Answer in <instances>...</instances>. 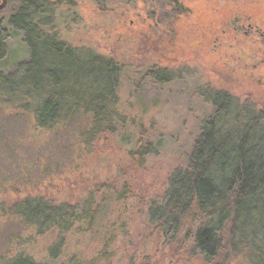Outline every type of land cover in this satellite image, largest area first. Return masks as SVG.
<instances>
[{
    "label": "rangeland",
    "instance_id": "1",
    "mask_svg": "<svg viewBox=\"0 0 264 264\" xmlns=\"http://www.w3.org/2000/svg\"><path fill=\"white\" fill-rule=\"evenodd\" d=\"M178 1L187 11L161 22L153 19L146 0H110L103 7L74 0L75 18L63 22L70 45L95 48L123 64L121 108L130 123L119 134L85 150L82 131L89 115L78 113L72 122L41 129L23 108L0 103V257L7 264H22L17 256L43 264H206L176 250L155 230L148 208L161 201L168 174L182 163L212 110L202 89L251 99L264 112V65H254L264 56V0ZM249 24L257 35L246 34ZM22 36L18 30L6 46L5 72L27 57ZM52 60L56 77L71 72L72 60ZM149 66L180 76L152 89L146 102L136 99L133 86L141 87ZM142 135L160 140L161 149L140 156ZM39 197L77 208L90 197L97 216L67 232L38 234L11 206ZM61 238L62 247L51 253Z\"/></svg>",
    "mask_w": 264,
    "mask_h": 264
},
{
    "label": "trees",
    "instance_id": "2",
    "mask_svg": "<svg viewBox=\"0 0 264 264\" xmlns=\"http://www.w3.org/2000/svg\"><path fill=\"white\" fill-rule=\"evenodd\" d=\"M92 1L103 7L110 0ZM147 2L156 21L187 11L178 0ZM75 4L74 0H8L0 10V103L23 108L41 129L72 122L78 113L89 115L82 143L90 150L108 134H119L130 122L121 108L123 64L95 48L70 45L62 34L63 22L75 18ZM18 30L23 33L27 57L8 73L3 70L8 61L1 63ZM56 57L72 60L70 73L53 75L50 67L56 64L52 60ZM177 76L169 68L149 66L141 87L132 82L136 99L147 102L152 89ZM200 95L212 110L201 122L182 163L168 174L161 201L150 203L148 220L176 250L195 255L206 264H264V112L251 99L223 89L207 87ZM137 143L140 156L156 154L162 147L160 140L143 135ZM86 200L77 208L43 197L24 198L13 203L11 210L38 234L53 229L63 233L79 221L95 219L93 200ZM62 243L61 238L52 245L51 253ZM17 257L22 264H43L29 256ZM0 264H7L3 256Z\"/></svg>",
    "mask_w": 264,
    "mask_h": 264
},
{
    "label": "flooded vegetation",
    "instance_id": "3",
    "mask_svg": "<svg viewBox=\"0 0 264 264\" xmlns=\"http://www.w3.org/2000/svg\"><path fill=\"white\" fill-rule=\"evenodd\" d=\"M234 28H235V30H237V32H239V29L240 28H238L237 26L234 27ZM241 28L244 29L245 26L242 25ZM247 28H248V31H246V34L253 35V34H256L257 33V32L255 33V30H254V27L252 26V24H249ZM260 36L261 37H264V32H262ZM254 65H255L256 68L260 67L261 65H264V56L261 59H259L258 62L256 64H254Z\"/></svg>",
    "mask_w": 264,
    "mask_h": 264
},
{
    "label": "water",
    "instance_id": "4",
    "mask_svg": "<svg viewBox=\"0 0 264 264\" xmlns=\"http://www.w3.org/2000/svg\"><path fill=\"white\" fill-rule=\"evenodd\" d=\"M8 0H2V3L0 4V10H3V8L6 6Z\"/></svg>",
    "mask_w": 264,
    "mask_h": 264
}]
</instances>
